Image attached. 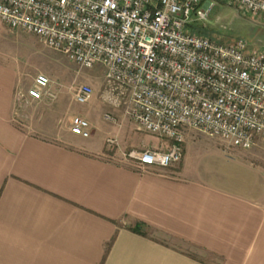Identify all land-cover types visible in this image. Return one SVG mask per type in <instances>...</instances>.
<instances>
[{"label": "crops", "instance_id": "0c3cea01", "mask_svg": "<svg viewBox=\"0 0 264 264\" xmlns=\"http://www.w3.org/2000/svg\"><path fill=\"white\" fill-rule=\"evenodd\" d=\"M26 91L0 58V264H264V140L246 152L184 131L178 164L140 169L104 152L109 136L31 132L15 118L37 101Z\"/></svg>", "mask_w": 264, "mask_h": 264}, {"label": "built area", "instance_id": "2783aa9c", "mask_svg": "<svg viewBox=\"0 0 264 264\" xmlns=\"http://www.w3.org/2000/svg\"><path fill=\"white\" fill-rule=\"evenodd\" d=\"M218 1L264 17V0ZM212 7L210 0H0V22L81 68L101 65L102 102L121 109L137 131L169 142L167 150H133L127 158L140 169L169 168L183 157L186 129L244 151L264 140V54L245 53L240 39L194 32ZM26 95L56 97L42 73ZM92 96L86 83L73 90L78 104ZM103 118L115 122L109 113ZM70 132L88 138L91 127L74 116Z\"/></svg>", "mask_w": 264, "mask_h": 264}, {"label": "rangeland", "instance_id": "374dc122", "mask_svg": "<svg viewBox=\"0 0 264 264\" xmlns=\"http://www.w3.org/2000/svg\"><path fill=\"white\" fill-rule=\"evenodd\" d=\"M210 1L213 2V7L210 9L206 20L193 24L195 28L200 30L201 33L199 34L223 43L240 39L245 44V53L264 54L263 16H253L236 7L222 4L218 0ZM0 58L17 65L19 83L23 85L24 89L28 90L32 86L34 78L42 73L49 78L50 89L56 94L54 99L36 101L27 105L25 108L27 117L16 112L15 118L20 123L30 124L28 129L31 132L48 135L51 133L52 126L55 133L65 132L70 128V121L73 116H82L91 124L93 138L100 139L108 136V138H114L111 136H115L118 129L116 136L127 139L131 147L126 145L123 148L120 144L117 145V141L113 146L105 143L104 152L109 157H121L127 160H129L127 155L131 151L151 148V143L156 144L160 140L156 136L137 131L128 119L121 122L118 120L119 118L113 117L120 125L119 127L117 124L101 119V105L97 102L90 104L93 99H101L105 89L104 71L101 65L81 68L70 62L63 54L46 46L36 37L12 31L1 22ZM82 83L89 84L93 89V96L86 104H78L73 100L74 88ZM118 110L123 113L121 109ZM185 131H187L188 137L190 136L194 140L216 141V139L209 138L197 131H188L187 129ZM77 137L81 138L80 136ZM199 146L202 150L201 145ZM192 147L193 149H189V146L187 148L190 159H194L198 151V148ZM248 151L250 150L246 152ZM258 155L264 162V148L259 149Z\"/></svg>", "mask_w": 264, "mask_h": 264}, {"label": "trees", "instance_id": "16d2710c", "mask_svg": "<svg viewBox=\"0 0 264 264\" xmlns=\"http://www.w3.org/2000/svg\"><path fill=\"white\" fill-rule=\"evenodd\" d=\"M193 31L198 33V34L201 33L200 30H198V28H195V27L193 28Z\"/></svg>", "mask_w": 264, "mask_h": 264}]
</instances>
